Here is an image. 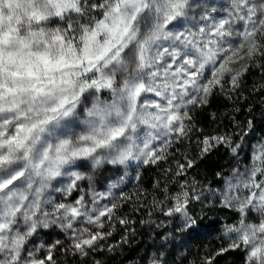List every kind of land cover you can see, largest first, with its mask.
Returning <instances> with one entry per match:
<instances>
[{
	"label": "snow or ice",
	"instance_id": "obj_1",
	"mask_svg": "<svg viewBox=\"0 0 264 264\" xmlns=\"http://www.w3.org/2000/svg\"><path fill=\"white\" fill-rule=\"evenodd\" d=\"M253 70L264 0H0V264H106L135 235L129 204L158 214L145 264H170L206 203L231 215L200 264H264V136L232 114ZM221 100L231 113L209 111ZM221 116L234 131L205 135ZM220 149L219 187L189 179Z\"/></svg>",
	"mask_w": 264,
	"mask_h": 264
},
{
	"label": "trees",
	"instance_id": "obj_2",
	"mask_svg": "<svg viewBox=\"0 0 264 264\" xmlns=\"http://www.w3.org/2000/svg\"><path fill=\"white\" fill-rule=\"evenodd\" d=\"M245 82L247 87L243 89V95L247 96L246 101H241L236 106L242 109V114L232 113L236 115L237 119L241 122L245 120L252 119L253 123L256 124L260 129L264 128V115H262V108L264 107V95L260 93H253V87H258L261 84H264V76H261L259 72L253 70L248 75L245 76ZM251 107L252 111L248 112L247 109ZM233 105L232 102L227 100H221L218 104L214 105L209 111H215L218 113L232 112ZM226 125L227 120L221 116L220 121H213L211 118H199V127L203 128L204 134H210L214 131H227L232 132L234 129L231 126L224 127L217 125L221 123ZM194 149V146H193ZM183 151V149H182ZM193 155H195L193 151ZM179 158V157H177ZM226 163L225 150L220 149L219 151L210 154L208 157H205L204 160H198L197 166L190 170L189 179L195 178L197 181H202L203 179H211L212 185H217L213 180V173L219 170V166ZM159 170L153 168L151 171H148L147 176L144 179L143 187L147 188L150 185L151 179L153 177H158ZM129 192L136 191L135 186L128 189ZM148 211H153L151 219L157 218V213L154 212L151 208H148L146 211H141L139 213L133 211V205H126L123 209V213L129 219L135 221V223L128 225L129 229H135V235L129 234L128 243L123 244L121 247L116 249L114 253H104L96 256V259H100L106 262V264H145V256L150 253L152 250V236L153 232L149 231L147 225H141L140 221L142 219H148ZM154 216V217H153ZM218 223L216 220H212L207 230L213 229ZM117 231L112 238H110L111 243H115L120 240L121 236L124 233V229L117 224ZM177 250V249H176ZM176 250L174 253H177ZM191 250V249H190ZM192 248L191 251L185 252L186 257H191L195 260L196 256ZM216 251V250H215ZM173 258L178 257L177 254L172 255ZM86 264H90V261H87ZM214 264H242V254L239 252H229L222 256L216 258Z\"/></svg>",
	"mask_w": 264,
	"mask_h": 264
},
{
	"label": "rangeland",
	"instance_id": "obj_3",
	"mask_svg": "<svg viewBox=\"0 0 264 264\" xmlns=\"http://www.w3.org/2000/svg\"><path fill=\"white\" fill-rule=\"evenodd\" d=\"M262 115H264V107L262 108ZM250 120L252 121V119ZM253 126L255 127V136L252 139V142L254 143L258 141L260 137L264 136V128L260 129L254 123ZM200 182L209 184L211 186L219 187V185H212L211 179L205 178ZM208 207H212V205H208L207 203L205 205H196L197 214L203 218L202 226L197 232L193 233L190 237H186L184 239L183 248L177 249L176 250L177 253H174L173 246L169 245L168 249L165 250L171 253L170 264H173V262L174 264H200V261L203 257L207 256L210 252H214L215 250H218L221 247L223 241L219 238L220 221L228 220L231 213L227 211H218V210L208 212L207 211ZM205 213H207L206 216ZM153 219H157V218L155 217ZM212 220H216L218 224L216 225L215 228L207 230L206 229V227H208L207 224H209ZM151 232H153L154 235V230ZM152 244H153V240H152ZM192 248L194 249L193 251L196 256L195 260L191 259V257L185 258V256L180 255V253L185 254V252L191 251ZM155 252L156 249L152 247L150 253H155ZM174 254H177L178 257L173 258L172 255Z\"/></svg>",
	"mask_w": 264,
	"mask_h": 264
}]
</instances>
